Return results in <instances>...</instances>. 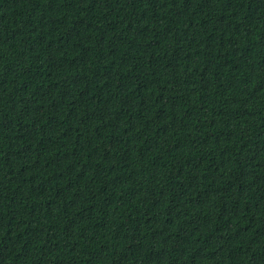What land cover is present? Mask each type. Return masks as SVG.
Listing matches in <instances>:
<instances>
[{
  "label": "trees",
  "instance_id": "trees-1",
  "mask_svg": "<svg viewBox=\"0 0 264 264\" xmlns=\"http://www.w3.org/2000/svg\"><path fill=\"white\" fill-rule=\"evenodd\" d=\"M0 264H264V0H0Z\"/></svg>",
  "mask_w": 264,
  "mask_h": 264
}]
</instances>
